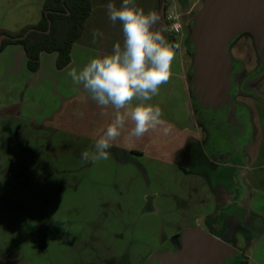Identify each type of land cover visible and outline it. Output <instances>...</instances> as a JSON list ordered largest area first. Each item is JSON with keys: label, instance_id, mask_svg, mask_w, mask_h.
<instances>
[{"label": "rangeland", "instance_id": "obj_1", "mask_svg": "<svg viewBox=\"0 0 264 264\" xmlns=\"http://www.w3.org/2000/svg\"><path fill=\"white\" fill-rule=\"evenodd\" d=\"M169 1L179 5V12L195 1L196 12L203 2ZM185 17L179 20L184 26L179 47L190 67V28ZM247 35L241 33L228 44L231 60L242 65L238 76L252 71L257 55ZM258 84L264 95V76ZM6 87L1 81L0 103L6 100L11 106L0 108V264H144L148 253L188 227L209 230L207 220L216 210L210 185H228L226 179L232 177L230 168L224 167L228 134L214 128V138L220 140H203L199 127L200 141H194V148L185 151L186 162L176 167L139 157L121 160L118 152H108V159L85 160L82 153L92 151L80 148L78 140L17 118L12 111L18 102L10 101L18 93L12 91L8 98ZM256 99L249 96L246 106L255 114V135L244 152L252 165L254 153L264 151L259 134L256 137L264 122V103ZM182 165L203 171L207 178L184 172ZM258 172L264 168L252 171L253 176ZM238 214L235 220L244 230L247 212ZM221 231L225 243L247 255L250 240L240 234L235 241L225 240L227 232Z\"/></svg>", "mask_w": 264, "mask_h": 264}, {"label": "crops", "instance_id": "obj_2", "mask_svg": "<svg viewBox=\"0 0 264 264\" xmlns=\"http://www.w3.org/2000/svg\"><path fill=\"white\" fill-rule=\"evenodd\" d=\"M44 1L0 0V32H17L26 25L37 23L41 18ZM90 2V14L84 22L81 36L71 47V59L65 67L62 69L56 67V52H41L39 67L35 72H31L27 67V57L22 45L9 43L0 50V82H5L7 94L9 92L8 98L12 91L18 93V97L10 101L18 102L14 105L13 111L10 109L17 118L25 119L32 125L48 128L52 134L58 133L78 140L80 148L93 152L95 141L112 121L114 110L111 106L99 107L82 86L73 84L68 73L73 68L79 70L97 55L111 52L114 44H122L123 33L121 24L117 22L113 25L107 15L108 3L119 7L121 0ZM195 2L179 12L177 10L179 5L171 4L168 0H135L137 7L142 8L145 13L151 11L159 15L160 20L154 25V30H162L170 43L181 45L183 32L182 35L174 37L173 41L167 26L166 14L172 11L178 15L180 21L182 16H188L185 17L187 20L185 26L190 28L192 18L199 10L195 12ZM93 32L102 35L94 37ZM178 40L180 42L177 43ZM189 74L190 67H186L183 52L179 47L175 49L169 81L161 85L159 95L150 101L161 108L162 119L171 126L167 136L157 130L150 131L138 140L130 138L129 132L134 125L128 122L121 129L120 136L110 142L108 152L112 154L118 152L121 154V160L128 161L130 158L132 160L133 157H139L170 167L186 162L185 151L190 146L194 148V141L199 142L201 137L193 116ZM9 106L11 105L7 104L6 100L4 105L0 103L1 109L8 110ZM258 134L260 145L264 148V122L258 132L256 130V137ZM199 155L197 152L196 159ZM260 159H264V151H256L253 165L247 161L245 168H242L243 180L248 185L246 204L248 224L242 231L244 235H241L251 241L244 264H264V172L255 173L254 176L252 174V171L264 168V162ZM182 167L186 173H196L207 178L203 171H195L183 165ZM215 211L214 209L212 215H209L210 221L218 224L213 216Z\"/></svg>", "mask_w": 264, "mask_h": 264}, {"label": "clouds", "instance_id": "obj_3", "mask_svg": "<svg viewBox=\"0 0 264 264\" xmlns=\"http://www.w3.org/2000/svg\"><path fill=\"white\" fill-rule=\"evenodd\" d=\"M107 15L113 25L121 24L122 44H114L111 52L97 55L68 73L73 84L82 86L99 107L114 110L112 121L95 141L94 151L82 153L85 160L93 161L108 159L110 142L120 136L128 122L134 125L129 136L137 140L150 131L159 130L165 136L170 133L161 108L150 101L169 81L175 49L179 48L162 30H154L159 15L145 13L135 0H121L119 7L108 3ZM101 35L93 32L94 37Z\"/></svg>", "mask_w": 264, "mask_h": 264}, {"label": "flooded vegetation", "instance_id": "obj_4", "mask_svg": "<svg viewBox=\"0 0 264 264\" xmlns=\"http://www.w3.org/2000/svg\"><path fill=\"white\" fill-rule=\"evenodd\" d=\"M246 37H249L252 41L249 35ZM252 47L257 54L256 59H254V68L252 71L238 76V70L242 65L240 67L241 63H238L236 59L231 60L232 71L230 74L228 98L227 96H225V98L216 96L211 99L209 97H204V101L202 99L201 102L198 100L199 98L197 96L194 95L193 97L195 101V104H193V116L198 128L201 127L203 130L202 139L220 140L219 138H214L215 135L212 131L214 128H218L220 133H223L225 136L228 134L226 143L229 145V150L226 151L225 156L228 162L224 164V167L228 166L230 168L232 177L226 179L228 185H224V183L216 186L211 185V189L216 198L217 205L214 215L218 224L211 221H207L206 223L209 227L207 231L219 237L221 240H224L220 237L222 228H225L227 232V235H224L225 240L229 238L235 241V235L243 234L241 223L236 221L235 217H239L237 213L241 214L243 210L245 213L247 212L248 185L243 180L244 169L242 168H245V163L248 161L244 154L245 145L249 143L250 139L255 135V124L253 125L252 123L255 114L253 110L248 109L246 106L249 102V96L253 99L257 96L256 100L264 103V95L261 93L258 84L259 80L264 76V55L259 51L258 45L256 46V44H253ZM189 55L191 57V54ZM191 72L190 66V74ZM239 96L240 98H237ZM216 135L219 136V134ZM221 138L224 137L221 136ZM244 140H246L245 144L243 142ZM194 227L196 226L191 228ZM187 229L190 228L188 227ZM183 231L176 238H172L167 242H162L159 249L148 253L150 256L148 255L144 264H174L171 260L178 258L177 256L183 251ZM236 251L235 254L225 256L223 262H218L217 264H243L246 256L240 252V250ZM207 264L216 263L213 261Z\"/></svg>", "mask_w": 264, "mask_h": 264}, {"label": "water", "instance_id": "obj_5", "mask_svg": "<svg viewBox=\"0 0 264 264\" xmlns=\"http://www.w3.org/2000/svg\"><path fill=\"white\" fill-rule=\"evenodd\" d=\"M29 30L18 38H23ZM244 32L251 36L264 55V0L202 2L191 20L188 38L193 59L191 90L198 100L204 101V97L211 99L216 96L228 98L232 71L228 44ZM9 37L8 34L1 33L0 44L4 38ZM182 236L183 251L178 258L171 260L174 264H207L213 261L217 264L223 262L225 256L237 252L219 237L200 227L187 229Z\"/></svg>", "mask_w": 264, "mask_h": 264}, {"label": "trees", "instance_id": "obj_6", "mask_svg": "<svg viewBox=\"0 0 264 264\" xmlns=\"http://www.w3.org/2000/svg\"><path fill=\"white\" fill-rule=\"evenodd\" d=\"M90 11V0H45L37 23L26 25L17 32H0L10 36L3 39L0 50L9 43L21 44L31 72L38 69L41 52H56V67L62 69L70 62L71 47L81 36ZM27 30L23 38H18Z\"/></svg>", "mask_w": 264, "mask_h": 264}, {"label": "built area", "instance_id": "obj_7", "mask_svg": "<svg viewBox=\"0 0 264 264\" xmlns=\"http://www.w3.org/2000/svg\"><path fill=\"white\" fill-rule=\"evenodd\" d=\"M166 22L174 41V37L179 36L182 33V24L179 21L178 15L172 11L166 14Z\"/></svg>", "mask_w": 264, "mask_h": 264}]
</instances>
